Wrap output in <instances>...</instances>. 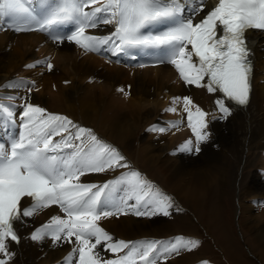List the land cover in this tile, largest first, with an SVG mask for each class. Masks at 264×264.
I'll return each mask as SVG.
<instances>
[{"label": "snow or ice", "instance_id": "snow-or-ice-1", "mask_svg": "<svg viewBox=\"0 0 264 264\" xmlns=\"http://www.w3.org/2000/svg\"><path fill=\"white\" fill-rule=\"evenodd\" d=\"M5 22L15 33H47L54 42L67 40L85 53L111 46L114 54L133 58L137 52L154 55L153 66L172 65L184 85L219 94L222 98L215 104L220 118L226 119L231 106L244 108L250 103L254 67L249 34H264V0H217L206 12L205 0H0V24ZM100 24L114 25V30L107 36L88 34ZM67 25L73 28L71 34H55ZM159 25L163 27L157 30ZM46 67L53 69L51 63ZM32 90L29 86L28 92ZM13 99L0 97V119L19 118L18 138L0 141V264H12L16 253L11 245L21 243L16 224L27 225L26 218L53 206L63 216L51 215L25 239L50 240L53 247L73 245L65 264H166L174 255L199 247V241L181 236L167 241L114 240L99 226L102 219L167 217L174 207L171 198L131 170L119 150L92 129L33 105L30 96L22 98L19 110L3 102ZM177 100L183 102L195 137V143L186 141L181 150L199 153L211 135L208 113L190 97H174L173 103ZM166 111L174 113L176 108ZM150 130L165 131L155 126ZM117 169L128 171L102 184L82 181L87 175ZM102 250L115 258H104Z\"/></svg>", "mask_w": 264, "mask_h": 264}, {"label": "bare ground", "instance_id": "bare-ground-1", "mask_svg": "<svg viewBox=\"0 0 264 264\" xmlns=\"http://www.w3.org/2000/svg\"><path fill=\"white\" fill-rule=\"evenodd\" d=\"M215 3L216 0H205V12ZM113 30L114 25L100 24L97 29H89L88 32L108 35ZM249 40L248 47L253 53L254 67L250 103L244 108L231 106L232 114L226 119L220 118L221 114L215 104L216 99L222 98L219 94H209L204 88L184 85L170 64L137 68L127 67L123 63L118 65L111 46H103L96 53H85L67 40L54 42L48 38L47 33L36 31L15 33L4 23L0 24V97L13 96V100L3 102L19 110L22 98L30 96L33 105L43 107L49 113L67 116L74 123L92 129L104 142L119 150L131 170L138 171L155 189L171 198L174 207L167 217L157 215L149 219L127 215L102 219L99 226L112 235L114 240L167 241L177 237L172 236L175 231L183 233L186 239L196 240V229L200 225L192 223L187 213L194 214L201 223L206 204V214L218 229L214 234L210 225L205 224V227L221 252L227 255V259L230 258L225 260L229 264H254L247 259L239 242L231 236L229 224L224 222V210L217 205L218 202L213 203V199H225L226 189L232 181L230 170L235 179L239 180L240 223L243 224L247 212L252 211L255 205L261 206L264 201V172L256 169V166H261V169L264 166V34L250 33ZM47 63L53 65L51 71L47 70ZM27 65L34 67L28 68ZM9 83L20 86L15 89L6 88ZM29 86L33 88L31 93L28 92ZM121 88L124 92L117 91ZM185 96L208 113L206 119L211 135L200 145L199 153L181 150L186 141L195 143L192 132L184 126L187 114L182 100L173 103L174 97ZM173 107L176 112L166 111ZM192 111L195 112V108ZM148 118L167 119L177 125L173 128L177 135L175 139L160 146L156 145L154 139L145 140L138 148L139 160L133 165L129 155L127 157L121 148L134 134L142 132L144 126L157 127L156 123L151 125L147 122ZM140 119H144V122ZM18 125L19 118L8 122L0 119V141L8 142L13 137L18 138ZM242 156H245L244 161H241ZM256 160L258 164L252 169ZM139 165L155 170L161 183L148 176ZM127 171L117 169L115 172L90 174L82 177V181L102 184ZM179 206H183L186 211H180ZM57 214L63 216L58 207L53 206L26 218L29 221L27 225L16 224L22 240L19 245H11V250L16 253L12 264H65L73 245L53 247L50 240L38 243L25 239L33 230L47 223L51 215ZM257 221H251L250 228L255 230L253 235L260 250L253 249V245L250 249L254 259L264 264V224L257 228ZM207 246L205 241H201L195 251L174 255L166 264H200L201 259L204 262L212 260L215 264L219 263L215 257L209 258L211 251ZM101 255L106 259L115 258L114 254L103 250Z\"/></svg>", "mask_w": 264, "mask_h": 264}, {"label": "rangeland", "instance_id": "rangeland-1", "mask_svg": "<svg viewBox=\"0 0 264 264\" xmlns=\"http://www.w3.org/2000/svg\"><path fill=\"white\" fill-rule=\"evenodd\" d=\"M124 104L127 105L126 103H124ZM148 119L149 120L147 122H150L151 125H153V124L156 123L155 124L157 126L156 128H164L165 131L164 132L151 131L150 129H152L153 127H151V126H147V127L144 126L142 128V132H138V133L134 134V136L129 139V141H128L127 144L125 143V145H122V148L121 149L124 151V153L126 154L127 157L129 155L128 158H130V162L133 165H135V161L139 160L138 159L139 158V155H138L139 154L138 153L139 150H138V148L141 145H143L142 143L145 142V140L149 141L151 139H154L156 145L157 146H160V145L164 144V142L165 143H168L171 139H175L176 138L175 135H177L176 134V130L173 129L174 127H172L173 124H171L169 121H167V119H162V120L161 119H159V120H157V119H150V118H148ZM140 120H142L144 122V119H140ZM210 120L212 121L213 118H210ZM184 121H185V125L184 126L185 127L187 126V131H191V129H188L189 127H188V122H186L187 120H184ZM184 126L182 125L183 128H184ZM169 127L171 128V130H170ZM166 141H168V142H166ZM263 154H264V152H263ZM244 160H245V156H242L241 157V161H244ZM253 164H255V165L253 167H251L252 169L256 166V164H258V161L256 160L255 162H253ZM139 167L148 176L149 175L152 176L153 177L152 178L153 180H157L158 182L161 183V180L157 176L155 170L149 169V167L142 166V165H139ZM258 167L259 166H256V169L258 171H260V172L263 171L264 172V170H263L264 169L263 168L264 166H262V169H261V166L259 168ZM151 173H152V175H151ZM230 174H231L232 181H230V183H229L230 185H228V187L226 189V192L227 193H226L225 199L224 200H220L219 199V201H216V199H213V203L218 202L217 205L220 208H222V210H224L223 211V215H224L223 217L225 218L224 222H226V225L229 224L231 236L239 242L241 248L243 249L244 254L247 257V259L250 260L254 264H260V263H258L254 259V256L252 254L253 251H252V249H250V248H252L251 245H253L254 246L253 249H256L257 251L260 250L259 249V246L256 244L257 239L254 236L255 235L254 234L255 233L254 232L255 230H254V228H253V230H251V228H250V222L253 221V223H255L259 219V217H261L257 221V224H259V225H257L256 227L258 228L259 226H261L262 224H264V221H263L264 220V207H263L264 206L263 205L264 204L263 203L264 201L261 203L262 204L261 205L262 207L260 206V204L258 206L259 208L255 205V207H253L254 209L252 208V211L247 212L246 215L248 217L246 218V215H244L245 216V219L243 220V224H242V222L240 223V220H241V217H240L241 216L240 215V212L241 211L240 210L241 209H239V206H238V185H239V180H238V178L235 179V177L233 175L234 173L232 174V171L231 170H230ZM237 180H238V183H236ZM230 187L233 188V189H231ZM234 197H235V199H234ZM210 201H211V199L209 200V202ZM244 201H245L244 203H246V200H244ZM204 206H205L206 209L205 208L203 209L204 217L202 218V221L200 220L201 223L199 221H197V218L195 217L194 214H192V213H189L188 214L187 213V215L189 216L190 221L192 223H194L197 226L200 225L196 229V231H197L196 232L197 233L196 240L199 241V243L201 241L202 242L205 241L207 243V245L209 246V247L207 246V248L211 251L210 252L211 254H210L209 258L210 259H213L215 257V260L219 261V263L217 262L216 264H229L226 260H229L230 258L227 259V257H226L227 255L225 256L221 252L220 247L216 244L215 240H213V236L208 233L207 228L205 227V224L206 225H210V227H212V230H213L214 234L216 233V231L218 229V227L213 224L214 221H212V219H210V217L207 216V214H206V211H207L206 204H204ZM179 209H181L180 211H183V212L186 211L183 206H179ZM254 216H256L257 218L254 217ZM238 218L240 220H238ZM244 228H246L248 231L246 229L244 230ZM182 234L183 233H181L180 231H175V233L172 236L181 235V237H183ZM216 237H217V234H216ZM230 255H231V251H230ZM241 255H243V253H241ZM244 258H245V256H244ZM201 262H204V259H201L200 260V264H201ZM205 262H207V264H215V263H213L212 260H206Z\"/></svg>", "mask_w": 264, "mask_h": 264}]
</instances>
